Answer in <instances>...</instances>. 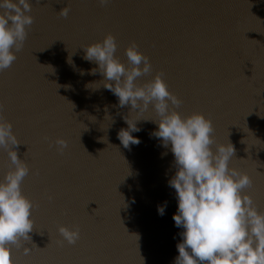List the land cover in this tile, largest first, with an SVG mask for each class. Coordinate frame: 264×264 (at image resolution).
Here are the masks:
<instances>
[{
    "label": "water",
    "instance_id": "water-1",
    "mask_svg": "<svg viewBox=\"0 0 264 264\" xmlns=\"http://www.w3.org/2000/svg\"><path fill=\"white\" fill-rule=\"evenodd\" d=\"M29 14L24 45L0 72V115L20 142L30 169L21 190L34 205L30 241L11 248L14 264H174L178 256L170 149L150 136V121L137 122L139 145L117 138L125 116L155 112L137 115L103 86L85 87L103 77L90 74L98 65L83 48L108 34L126 66L133 42L149 57L152 71L137 83L161 74L182 116L204 114L216 144L234 145L229 166L251 177L243 191L264 212V0H32ZM58 138L68 143L63 152ZM10 147H0V179L14 168ZM62 225L79 228L74 245L60 242Z\"/></svg>",
    "mask_w": 264,
    "mask_h": 264
},
{
    "label": "clouds",
    "instance_id": "clouds-1",
    "mask_svg": "<svg viewBox=\"0 0 264 264\" xmlns=\"http://www.w3.org/2000/svg\"><path fill=\"white\" fill-rule=\"evenodd\" d=\"M110 2L98 0L100 5ZM31 10L32 0H0V72L10 68L17 59L16 53L27 38V27L33 24ZM59 13L67 17L69 8ZM83 49V58L98 65L90 74L99 72L103 77L100 82H90L86 88L98 90L103 86L118 98L120 107L130 105V112L137 115L151 108L156 114L157 119L133 120L125 116L128 127L121 128L117 138L125 148L139 145L141 141L133 135L141 131L137 122L150 121L157 125L150 136L159 139L174 157L175 174L168 184L175 190L177 200L173 220L177 228L183 229L179 233L181 242L176 245L178 256L174 264H264V212L258 211L252 197L243 191L251 187V177L229 166L235 156L234 145L230 141L216 144L213 123L204 114L182 116L176 110L181 100L169 90L161 74L137 83V78L151 73L152 65L135 42L125 50L127 66L114 55L117 43L112 34ZM68 62H72L70 58ZM2 109L0 105V112ZM106 118L112 119L108 115ZM55 144L59 152L68 145L62 138ZM18 145L12 124L0 115V147L11 146L8 157L14 165L0 179V264H14L12 246L30 241L29 233L34 228L33 202L21 190L30 169L19 158ZM166 207V202L158 206V214L163 216ZM58 232L63 238L61 243L74 245L80 238L76 226L62 225ZM30 252L31 248L24 246V253Z\"/></svg>",
    "mask_w": 264,
    "mask_h": 264
}]
</instances>
